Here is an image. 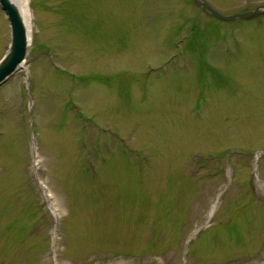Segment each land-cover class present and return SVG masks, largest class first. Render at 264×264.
<instances>
[{
    "label": "rangeland",
    "instance_id": "rangeland-1",
    "mask_svg": "<svg viewBox=\"0 0 264 264\" xmlns=\"http://www.w3.org/2000/svg\"><path fill=\"white\" fill-rule=\"evenodd\" d=\"M28 10L0 87V264H264V19L192 0ZM9 43L0 10V60Z\"/></svg>",
    "mask_w": 264,
    "mask_h": 264
},
{
    "label": "water",
    "instance_id": "water-1",
    "mask_svg": "<svg viewBox=\"0 0 264 264\" xmlns=\"http://www.w3.org/2000/svg\"><path fill=\"white\" fill-rule=\"evenodd\" d=\"M194 5L208 13L212 18L224 23L252 20L264 16V5L255 8L253 11L231 16L220 14L204 0H194ZM0 10L6 17L10 31V43L7 52L0 60L1 86L21 68L28 54V43L25 25L16 7L9 0H0Z\"/></svg>",
    "mask_w": 264,
    "mask_h": 264
},
{
    "label": "bare ground",
    "instance_id": "bare-ground-1",
    "mask_svg": "<svg viewBox=\"0 0 264 264\" xmlns=\"http://www.w3.org/2000/svg\"><path fill=\"white\" fill-rule=\"evenodd\" d=\"M10 3H12L16 9L18 10L23 22H24V25H25V28H26V32H27V45H28V50L31 46V19H30V14H29V10H28V0H9ZM24 63L22 64V67H23ZM221 195V191L216 195V197L213 199V201L211 202V205H210V208H209V212L207 214V219H209L212 214H213V211H214V208L216 206V202L217 200L219 199ZM45 197L47 199H50L51 200V197L49 194L45 193ZM51 209L53 211V206L51 204ZM54 211H56L54 209ZM54 211H53V214H54Z\"/></svg>",
    "mask_w": 264,
    "mask_h": 264
},
{
    "label": "flooded vegetation",
    "instance_id": "flooded-vegetation-1",
    "mask_svg": "<svg viewBox=\"0 0 264 264\" xmlns=\"http://www.w3.org/2000/svg\"><path fill=\"white\" fill-rule=\"evenodd\" d=\"M205 1V0H204ZM192 4L194 5V0H192ZM195 6V5H194ZM261 6H263V5H261ZM196 7V6H195ZM257 7H259V6H257ZM256 7V8H257ZM197 8H199V7H197ZM203 13H205L207 16H209L211 19H213V20H216V19H214V18H212L208 13H206V12H204L201 8H199ZM255 9V8H254ZM218 12V11H217ZM260 19H264V17H260ZM217 21V20H216Z\"/></svg>",
    "mask_w": 264,
    "mask_h": 264
}]
</instances>
